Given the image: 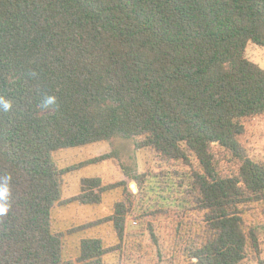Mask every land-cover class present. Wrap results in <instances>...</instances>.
<instances>
[{"label":"trees","instance_id":"obj_1","mask_svg":"<svg viewBox=\"0 0 264 264\" xmlns=\"http://www.w3.org/2000/svg\"><path fill=\"white\" fill-rule=\"evenodd\" d=\"M250 43L264 47V0H0V96L12 103L0 112V264H102L119 251L94 236L69 262L53 223L66 173L53 155L113 137L174 165L137 182L200 215L189 264H264L251 213L264 214V163L247 142L264 118V70ZM45 96L56 103L42 108ZM122 185L82 178L68 202L97 205ZM127 203L81 229L110 225L119 245Z\"/></svg>","mask_w":264,"mask_h":264},{"label":"rangeland","instance_id":"obj_2","mask_svg":"<svg viewBox=\"0 0 264 264\" xmlns=\"http://www.w3.org/2000/svg\"><path fill=\"white\" fill-rule=\"evenodd\" d=\"M246 58L264 70V47L250 43ZM248 128L249 153L264 163V118L251 121ZM53 160L60 169H66L63 200L53 209V223L55 229L64 232L65 256L69 262L77 261L79 242L94 236L102 238L112 250L119 248L105 255L102 264H189L194 261L188 249L193 246L192 230L200 215L195 214L190 203L179 206L165 203L161 189L156 186L150 190L149 181L144 183L147 187L143 189L137 182V176L142 174H155L168 167L175 169L173 164L161 162L155 151L138 150L134 139L113 137L106 142L62 149L53 155ZM87 177H100L103 186L123 185L103 194L102 202L97 205L68 202L80 193V181ZM123 197L128 201V214L119 245L110 225L81 229L109 217L115 203ZM251 213L256 221L264 223L260 206ZM74 228L78 230L69 234ZM261 257L264 259V250Z\"/></svg>","mask_w":264,"mask_h":264},{"label":"clouds","instance_id":"obj_3","mask_svg":"<svg viewBox=\"0 0 264 264\" xmlns=\"http://www.w3.org/2000/svg\"><path fill=\"white\" fill-rule=\"evenodd\" d=\"M57 101L55 96H45L41 102L42 108H48L54 105ZM12 103L11 101L5 99L0 96V112L7 113L11 110ZM11 180V176L9 175L3 182H0V216L6 215L11 205L7 203L8 198V186L7 181Z\"/></svg>","mask_w":264,"mask_h":264},{"label":"crops","instance_id":"obj_4","mask_svg":"<svg viewBox=\"0 0 264 264\" xmlns=\"http://www.w3.org/2000/svg\"><path fill=\"white\" fill-rule=\"evenodd\" d=\"M112 236V235H111ZM113 237H115V236H113Z\"/></svg>","mask_w":264,"mask_h":264}]
</instances>
